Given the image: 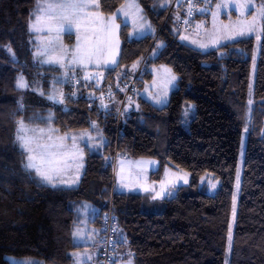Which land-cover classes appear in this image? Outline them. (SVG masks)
Wrapping results in <instances>:
<instances>
[{
	"label": "trees",
	"instance_id": "obj_1",
	"mask_svg": "<svg viewBox=\"0 0 264 264\" xmlns=\"http://www.w3.org/2000/svg\"><path fill=\"white\" fill-rule=\"evenodd\" d=\"M99 1L106 16L115 15L126 2ZM137 1L151 20L153 33L133 38L132 27L118 17V65L92 74L76 69L84 74L80 93L92 90L98 98L139 74L136 91L119 118L122 92L106 101L71 97L69 81L75 70L62 105H50L36 92L18 87L21 75L33 82L43 71L52 70L35 60L37 38L30 25L38 0H0V264H11L8 256L37 260L34 264H72L73 253L83 248L74 240L78 203L90 202L101 209L102 228L112 200L116 232L118 227L125 232L135 264H226L244 136V170L229 264H264V33L252 95L255 37L204 52L182 42L180 33L193 30L197 20L208 19L210 13L197 14L192 28L180 30L182 8H172L173 0L163 9L160 1L155 4L158 0ZM212 3L203 0L202 5L211 8ZM67 38L74 40L73 35ZM158 43L163 47L152 56ZM134 64L142 65V70L124 72ZM153 65L171 67L177 88L167 105L141 98L137 110L131 101L153 78L148 69ZM43 83L48 90L49 81ZM188 104L196 108L190 123L185 116ZM21 121L49 125L61 134L92 131L95 124L107 142L101 152L86 147V167L78 186L53 187L25 168L27 154L16 141ZM117 156L158 161L154 179L169 166L191 173L192 186L213 174L220 187L215 194L175 187L159 210H145L144 194L116 191Z\"/></svg>",
	"mask_w": 264,
	"mask_h": 264
},
{
	"label": "rangeland",
	"instance_id": "obj_2",
	"mask_svg": "<svg viewBox=\"0 0 264 264\" xmlns=\"http://www.w3.org/2000/svg\"><path fill=\"white\" fill-rule=\"evenodd\" d=\"M159 1L162 9L166 8L170 4L168 0H165L164 2L163 0H158L155 4H157ZM39 2L43 4L45 0H39ZM135 2L139 4L140 11H137L135 8H128L127 5L129 3H132V0H126L125 4L120 7L115 15L106 16L98 8L97 10L95 9L93 12H91L87 19H82L78 22V24H73L71 29L65 27L63 31L59 32L56 31L58 21L41 20L40 23L36 24V27L41 30L33 31L35 33L37 32L36 34L38 36V47L35 53V60L37 63L45 65L52 70L43 71L41 73V76L33 82L29 81L25 76L21 75L19 81L22 77L24 82L27 84V87L20 88L30 89L36 92L41 97H44L45 101L50 105H62L65 103L67 98L68 90L66 88V84L72 71L81 69L87 74H92L93 72L102 73L107 69L115 68L119 63L121 51V24L118 21V17L122 18L124 24H129L132 27L131 37L133 38H140L142 36H145L146 34L153 33L151 20L146 16L141 4L137 0H135ZM212 2L213 3L211 4V8L206 6L208 9V14L210 13V17L208 19L199 18L196 22L195 28H193V31H181L180 40L193 46L196 49L206 52L216 49L229 42L249 37L252 34V36L256 38V50L254 54L250 78V92L253 95L256 82L260 46L263 39V32L261 31L262 22L259 20L256 22V31L250 34L246 31L245 35L243 36L237 35L235 39H228V36L230 34H233V29L237 31L240 28H244L245 30L247 29V25L252 22V16L255 15V8H249L248 10H246L245 15L242 16L240 10L236 7V5L242 2V0H212ZM255 2L259 4L257 0H255ZM98 3L100 6L99 0ZM218 4L222 5V7L217 8ZM124 11H127L129 15H123ZM213 13H218V15L213 16ZM112 17H115L114 23L111 19ZM33 23H35V21H33ZM116 25H118L119 27L117 28ZM149 25L150 27H148ZM225 25H228L229 28L225 29ZM49 26H52L53 28V31L51 33L47 31V28ZM105 27L109 29L107 33L104 31ZM68 34L73 35L74 40L72 42H69V39L67 38ZM257 36H259V39H257ZM182 37L187 38L182 39ZM201 45H206V47H201ZM162 47L163 44L158 43L156 49L153 51L152 56L157 55ZM45 49H47L48 52H52L53 49L67 50V55L63 60V66L57 63H46L45 61L48 60V55L38 54ZM90 50H96L95 54L89 55ZM74 51L77 56L81 57V63L71 62L70 58ZM113 59H115L116 64L111 63ZM134 65L135 67L132 66L124 72L136 73L142 70V65ZM148 69L152 72L153 78L150 81H147L143 88H139L136 97L131 101L133 106L137 110L140 107L139 100L141 98L147 99L157 106L167 105L170 100L171 93L177 88L178 85L177 76L171 67L166 65H153ZM172 77H175V79L173 80ZM43 80L49 81L50 87L46 91L43 87ZM158 100L160 101L159 103L157 102ZM195 115V105L188 104L185 109L187 123H190ZM52 117V112H49L48 119ZM23 123L28 129H43L44 133L42 139L50 136L52 139H55L57 141L60 140L57 137H67V139L76 138L78 140L85 138L83 140H86L90 135L92 138L89 139L90 143H88L87 146L91 145L94 147L99 144L105 146L107 142V138L105 137L103 131L97 125L92 131H76L61 136L55 134L54 136L48 127L39 128L38 126H32L25 122ZM18 128L19 125L16 130V141L18 145L29 155L30 153L21 146V141L18 139V135H23V133H18ZM83 133H87L89 135H85ZM28 135L31 136L34 134L32 132H29ZM82 135H84L85 137H83ZM245 146L246 136H244L242 150L239 157V165L237 171V178H239V187H237L236 179L234 194L235 200L233 199L231 211L226 264H229L230 253L233 245V237L236 228V220L241 195V181L244 170ZM30 147L34 150L32 154L38 155V153L35 151V149L38 148L37 145L33 143ZM70 148L71 146L65 147V151L69 152L70 154L74 153L72 149L73 146L71 149ZM75 153L77 154V152ZM120 157H118L117 160L114 161L115 187L117 189H124L123 187H125L126 189L139 190L146 197L143 206L145 210H151L152 208L153 210H159L158 208L164 203L165 199L169 196V193L175 191V187L184 186L186 187L187 193L204 192L207 194H215L220 187V181L213 174L204 175L200 178L196 186H192L191 173L185 170L174 169L169 166L165 167L162 173L160 172L159 175L158 173L155 174L158 176L157 179H154L152 177L150 179V176L147 179L146 175L148 172L144 169H141V173L144 172L143 175L145 176L144 180H146V182H143L141 180L136 183L135 174H133L131 171L134 170L137 163L130 161L123 162L125 164L122 165L123 156ZM151 161L156 163L153 164V173H156V171L159 169V162L156 160ZM36 162L39 163V160H37ZM139 176L140 179L143 178L141 174H139ZM185 179L187 180V183L184 182ZM212 185H215V187H213ZM234 206L235 216H233ZM7 258L9 259L11 264H24V262L27 261H30L31 264H34L33 261H37L29 258H17L13 256H8Z\"/></svg>",
	"mask_w": 264,
	"mask_h": 264
},
{
	"label": "snow or ice",
	"instance_id": "obj_3",
	"mask_svg": "<svg viewBox=\"0 0 264 264\" xmlns=\"http://www.w3.org/2000/svg\"><path fill=\"white\" fill-rule=\"evenodd\" d=\"M128 8H135L137 11H140L139 4L132 0V3L127 5ZM192 5H189L191 9ZM222 7V5H217V8ZM236 7L240 10L241 15L244 16L246 10L249 8H255V15L252 17V22L247 25V29L240 28L238 31L233 29V34L228 36V39H235L237 35L243 36L247 33H252L256 31V22L259 20L262 22L261 31H264V0H261L259 4L255 2V0H242V2L238 3ZM99 8L98 0H45L43 4H41L38 0L37 3V14L35 15V23L30 25V30L32 31H40L41 29L36 27V24L40 23L41 20H50V21H58L56 26V31H63L65 27L71 29L73 24H78V22L82 19H87L89 14L93 12L95 9ZM200 11H204V9H200ZM123 15L128 16L129 13L127 11L123 12ZM218 15V13H213V16ZM142 18V17H141ZM113 23L115 17L111 18ZM187 23V21H185ZM118 28L119 26L116 25ZM150 27V25L148 26ZM225 29H228L229 26L225 25ZM47 31L51 33L53 31L52 26L47 28ZM104 31L107 33L109 29L105 27ZM187 37H182V39H186ZM259 39V36H257ZM201 47H206V45H201ZM96 50H90L89 55L95 54ZM39 55H48V60L46 63H57L63 66V60L67 55V50L64 49H53L52 52H48L45 49L42 52L38 53ZM72 63H81V57L73 52L71 56ZM112 64H116L115 59L111 61ZM135 67V65H133ZM88 77H85L87 79ZM174 80L175 77H172ZM18 87L25 88L27 84L24 82L21 77L18 82ZM160 102L159 100L157 101ZM251 103V101H249ZM95 127V124H93ZM29 132H32L34 135H28ZM18 133H23V135H18V139L21 141V146L28 151L30 154L27 157L28 162L25 164V168L32 169L35 171L36 175L40 177V179L48 184H51L53 187L56 186L57 183H75V180L68 181L64 180L61 177L66 171L73 167V163H70L69 160L76 153H69L65 151L64 141L67 137H61L60 142H52L48 144H41L40 140L43 138V129H28L24 123L19 122ZM85 135H89L85 133ZM92 137L89 135V139ZM50 141L51 137H47ZM33 143L37 145L38 148H42L43 151L39 153V155H34L33 149L30 147ZM73 148L80 153V157L82 159V150H79L78 145H76V138H72ZM39 160V163L36 161ZM77 168V172L79 168L83 167L82 163L75 165ZM186 175V174H185ZM78 178V176H77ZM187 183V180L184 181ZM215 187V185H212ZM237 187H239V178H237ZM170 194V193H169ZM160 195V194H157ZM235 200V198H234ZM233 216H235V206L233 210ZM74 235L80 236V232L77 231ZM88 260L91 259L90 256L87 257ZM24 264H31L30 261L24 262ZM77 264H84V260L78 259ZM127 264H132L131 260L127 262Z\"/></svg>",
	"mask_w": 264,
	"mask_h": 264
},
{
	"label": "crops",
	"instance_id": "obj_4",
	"mask_svg": "<svg viewBox=\"0 0 264 264\" xmlns=\"http://www.w3.org/2000/svg\"><path fill=\"white\" fill-rule=\"evenodd\" d=\"M168 1H167V3H168ZM262 32L264 33V31H262ZM33 33L36 35V38H37L38 37L36 34L37 32L36 33L33 32ZM251 36H252V34L249 37H251ZM37 47H38V42H37ZM37 47H36V50H37ZM32 126H34V125H32ZM38 127L39 128L48 127L54 136H55V134L61 136V135L72 133V132L65 133V134L58 133L52 126H49V125H43V126H38ZM78 132H80V131H78ZM81 132H84V131H81ZM83 134H85V133H83ZM82 136L85 137L84 135H82ZM57 138L59 139V137H57ZM83 139H85V138H83ZM83 139H80V140L76 139V145H78L79 150H82V159L80 157V153L77 152L76 149L72 148V146H73L72 139H67L64 141L65 147L71 146L73 151L77 152V154L73 155L71 157V159L69 160L70 163L74 162L73 167L68 169L66 171V173L63 174V176L61 178L64 180H68V181L75 180L76 182L75 183H57L56 186H62V187H76V186H78L80 181H81V178L84 174L85 167H86V163H85V161H86V148L85 147H89V149H91L92 151H95V152H101L104 148V146H102V144L96 145L94 147L91 145L87 146L88 143H90L89 138H87L86 140H83ZM52 142L59 143L60 140L57 141V140L52 139V138L50 141L47 138L40 140L41 144H48V143H52ZM35 151L39 155V153L41 151H43V149L37 148V149H35ZM26 154L28 157L27 152H26ZM151 160H153V159H131V158L123 157L122 163L123 162H130V161L137 163L134 170L131 171L133 174H135V177H136L135 182L137 183L141 180L143 182L144 181L146 182V180H144L145 179V176L143 175L144 172L141 173V169L146 170L148 172L146 175L147 179L149 178V176L151 179V177H152L151 174L153 173V170H154L153 164H156ZM79 163H82L83 167L79 168V170L77 172V168L75 165L79 164ZM124 164L125 163H123L122 165H124ZM29 170H31L36 175L34 170H32V169H29ZM139 174H141L143 176L142 179L139 178L140 177ZM77 176H78V178H77ZM38 178L40 179V177H38ZM46 184H48V183H46ZM49 185H51V184H49ZM123 188L124 189H117L115 187L116 191H118V192L141 193L139 190L126 189L125 187H123ZM146 191H149V190H146ZM101 216H102L101 209L98 206L93 205V203L92 204L90 202L78 203V205L76 207L77 224H76L75 229H74V234L77 231H79L80 236L74 235V240L78 246H82L83 248L77 249L73 253V259L74 260H73L72 264H77L78 259L84 260V264H97L98 254H99V251L101 248V241H100V239H101V226H100ZM88 256L91 257L90 260L87 259ZM129 260H131L132 264H135L134 254L132 253V250H131V247L129 245V241L126 237V234L121 227H118V230L116 232V252H115V256H114L115 264H127V262Z\"/></svg>",
	"mask_w": 264,
	"mask_h": 264
},
{
	"label": "built area",
	"instance_id": "obj_5",
	"mask_svg": "<svg viewBox=\"0 0 264 264\" xmlns=\"http://www.w3.org/2000/svg\"><path fill=\"white\" fill-rule=\"evenodd\" d=\"M203 0H173L172 8L181 7L182 12L178 21V27L180 30H188L194 26L196 15L201 13H208L206 6L202 5ZM192 5L191 9L189 5ZM204 9V11H200ZM187 21V23H185ZM84 78V74L81 70H75L71 75L70 95L72 98L83 99H99V101H106L111 98L114 92H122L123 99L119 108V118H121L124 109L126 108L127 101L133 95L137 88V81L139 74H136L133 78L124 81L119 84L117 89L104 92L101 96H97V93L92 90L80 93L79 87ZM118 157V156H117ZM118 225V217L116 216L113 200L111 201L108 210L104 212L103 223L101 228V248L99 251L97 264H114V255L116 250V228Z\"/></svg>",
	"mask_w": 264,
	"mask_h": 264
}]
</instances>
